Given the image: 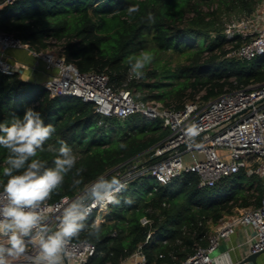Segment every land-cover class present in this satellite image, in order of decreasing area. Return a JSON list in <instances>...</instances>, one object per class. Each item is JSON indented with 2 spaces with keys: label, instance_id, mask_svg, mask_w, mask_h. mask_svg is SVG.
Returning <instances> with one entry per match:
<instances>
[{
  "label": "trees",
  "instance_id": "trees-1",
  "mask_svg": "<svg viewBox=\"0 0 264 264\" xmlns=\"http://www.w3.org/2000/svg\"><path fill=\"white\" fill-rule=\"evenodd\" d=\"M263 1L17 0L0 8V31L37 53L59 43L65 61L81 72L105 73L114 88L128 83L144 100L181 109L188 102L206 103L226 92L264 83V57L242 61L229 56L244 41L240 37L227 40L218 24L221 9L239 8L243 16H251ZM130 5H139L131 16ZM149 12L154 23L147 20ZM143 51L155 58L156 65L144 70L143 78L133 76L129 81L128 58ZM162 54L176 56L175 66L172 58L160 62ZM27 77L26 73L0 72V123L22 119L28 108L38 111L45 124L56 128L45 149L48 144L58 148L63 140L76 154V166L85 169L83 185L73 188L74 173H70L49 203L78 195L100 175L116 176L117 167L149 151L168 133L161 121L141 115L124 120L101 117L94 104L51 97L39 79ZM6 155L0 148V169ZM38 155L52 166L56 153L46 150ZM119 195L121 204L107 207L98 237H90L85 230L74 239L98 247L100 254L87 264H123L139 247L147 264H181L198 247L208 245L212 224L216 226L235 210L260 207L264 188L262 179L244 172L214 187H199L198 176L186 173L167 184L139 177ZM126 197L133 202L124 203ZM143 218L150 223L143 225ZM92 222L86 221L89 226Z\"/></svg>",
  "mask_w": 264,
  "mask_h": 264
},
{
  "label": "built area",
  "instance_id": "built-area-1",
  "mask_svg": "<svg viewBox=\"0 0 264 264\" xmlns=\"http://www.w3.org/2000/svg\"><path fill=\"white\" fill-rule=\"evenodd\" d=\"M16 1L3 0L0 8ZM263 23L264 10L255 11V15L243 16L228 24L224 29L225 38L235 40L240 37L244 41L229 56L242 61L264 57ZM10 49L26 50L35 57L37 64H45L48 78L43 86L51 97L78 98L84 103H92L101 117L124 120L141 115L147 120L161 121L168 132L166 137L149 151L114 170L127 187L139 177H149L160 184H167L186 173L198 176L199 187H214L220 181L244 172L247 177L262 179L264 188V83L226 92L206 103L200 100L188 102L183 108L176 109L136 96L128 88V83L114 88L107 74L81 72L74 64L66 62L63 56L59 57L50 50L34 52L19 39L0 31V72L4 74L13 75L27 69L24 64L7 61L5 52ZM128 77L130 81L133 75L129 74ZM191 123L198 124L202 129L195 144L184 135L186 126ZM197 155L203 157L198 158ZM155 158L158 160L152 162ZM65 198L70 201L75 196L64 197L54 203L46 202L44 213L49 217L50 227L55 225L56 218L65 206ZM107 207L93 208L87 221L93 219L92 224L104 223L106 217L103 213ZM149 223L147 218L142 219L143 225ZM239 225L251 229L247 238L250 254L264 251V197L260 207L245 208L221 220L209 237L208 245L198 247L181 264H216L212 254L223 239L235 233ZM36 254L37 249L30 244L24 255L10 257L9 264H35ZM97 254L100 251L94 243L73 240L64 264H87ZM129 260L130 264H147V257L141 247Z\"/></svg>",
  "mask_w": 264,
  "mask_h": 264
},
{
  "label": "clouds",
  "instance_id": "clouds-1",
  "mask_svg": "<svg viewBox=\"0 0 264 264\" xmlns=\"http://www.w3.org/2000/svg\"><path fill=\"white\" fill-rule=\"evenodd\" d=\"M138 11L139 5L127 8L130 16ZM147 20L155 22L151 12ZM152 60L153 56L147 51L130 56V75L143 78ZM55 131L56 128L45 124L41 114L32 108L25 111L22 119L0 123V148L7 151L0 169V178H4L0 193V264H9L10 257L24 255L30 244L37 249L35 264H64L70 243L82 232L87 230L90 237L99 236L100 224L94 222L89 226L86 223L93 208L120 205L119 194L127 190V184L119 177L100 175L85 185L75 198L70 201L65 198V206L55 225L50 227L49 217L44 213L46 202L58 193L70 173H74L73 188L83 185L85 171L76 166L77 156L65 141H58V148L48 144L45 149ZM201 131L198 124L191 123L186 126L184 135L195 144ZM46 150L56 153L52 166H46L48 162L38 155ZM123 202L131 204L133 201L126 197Z\"/></svg>",
  "mask_w": 264,
  "mask_h": 264
},
{
  "label": "crops",
  "instance_id": "crops-1",
  "mask_svg": "<svg viewBox=\"0 0 264 264\" xmlns=\"http://www.w3.org/2000/svg\"><path fill=\"white\" fill-rule=\"evenodd\" d=\"M3 0H0V3ZM264 10V1L259 5L256 11ZM255 15V13L253 14ZM260 26V25H259ZM264 26V23L261 24ZM28 51L26 50H18V49H10L5 52V57L9 63L19 62L21 64L26 65L27 69L20 74H28V79L40 80L41 83L44 82L48 78V74L46 72L45 64L40 63L37 64V61L34 56H27ZM30 53V52H29ZM34 67H37V70H33ZM245 208L235 210L232 214H237L241 210ZM231 216V215H229ZM228 217V216H227ZM226 218V217H225ZM220 222L211 228V233L215 232L218 228ZM251 233V229L246 226L239 225L236 227L235 233L229 238L223 239L220 242L218 249L212 254L213 258L216 261V264H238L242 262L249 252V246L247 244V238ZM227 254V256H225ZM123 264H130V260L128 259ZM251 264V263H245ZM257 264H264V253L261 254L257 259Z\"/></svg>",
  "mask_w": 264,
  "mask_h": 264
},
{
  "label": "rangeland",
  "instance_id": "rangeland-1",
  "mask_svg": "<svg viewBox=\"0 0 264 264\" xmlns=\"http://www.w3.org/2000/svg\"><path fill=\"white\" fill-rule=\"evenodd\" d=\"M220 10V9H219ZM243 12L239 9V8H235L232 12H228L226 9H221L219 14H218V21H219V25H222V28L225 29V27L228 24H231L232 22L238 20L239 18L243 17L244 14H242ZM223 35H224V30H223ZM61 50H62V45H60L59 43L53 42V46L50 50V52L55 53L57 56L62 57L61 55ZM29 57H31V53H27ZM169 58H172V66H175V64L177 63V59L176 56L170 57L169 54H162L161 56H159V59H161L160 62L165 63ZM155 58L153 57L152 63L150 65H148L145 70H150L152 67H155ZM145 93H149L148 91H145ZM140 95H138L139 97ZM140 97H143V95H141ZM190 156V155H188ZM198 158H202V155H197ZM247 182H250V180H248ZM246 182V183H247ZM146 188V187H145ZM144 188V189H145ZM106 217L107 215V209L106 211L103 213ZM211 228H213V224L211 225Z\"/></svg>",
  "mask_w": 264,
  "mask_h": 264
},
{
  "label": "water",
  "instance_id": "water-1",
  "mask_svg": "<svg viewBox=\"0 0 264 264\" xmlns=\"http://www.w3.org/2000/svg\"><path fill=\"white\" fill-rule=\"evenodd\" d=\"M19 73H23L22 70H19ZM264 251L259 252V253H254V254H248L247 257L240 263L238 264H245V263H251V264H257V259L258 257L263 254Z\"/></svg>",
  "mask_w": 264,
  "mask_h": 264
}]
</instances>
